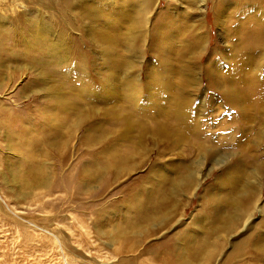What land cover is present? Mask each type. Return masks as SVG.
<instances>
[{
	"label": "rangeland",
	"instance_id": "rangeland-1",
	"mask_svg": "<svg viewBox=\"0 0 264 264\" xmlns=\"http://www.w3.org/2000/svg\"><path fill=\"white\" fill-rule=\"evenodd\" d=\"M0 264H264V0H0Z\"/></svg>",
	"mask_w": 264,
	"mask_h": 264
},
{
	"label": "bare ground",
	"instance_id": "bare-ground-1",
	"mask_svg": "<svg viewBox=\"0 0 264 264\" xmlns=\"http://www.w3.org/2000/svg\"><path fill=\"white\" fill-rule=\"evenodd\" d=\"M160 184H162V185H164V182L161 180V183ZM151 195H148L147 196V199L150 197Z\"/></svg>",
	"mask_w": 264,
	"mask_h": 264
}]
</instances>
